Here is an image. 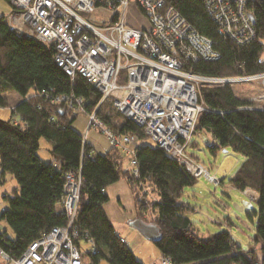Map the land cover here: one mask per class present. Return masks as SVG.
<instances>
[{
	"label": "trees",
	"instance_id": "trees-1",
	"mask_svg": "<svg viewBox=\"0 0 264 264\" xmlns=\"http://www.w3.org/2000/svg\"><path fill=\"white\" fill-rule=\"evenodd\" d=\"M12 7L10 0H3ZM174 7L193 29L212 42L216 61L186 62L183 71L211 78H241L263 75L264 0L245 4L254 18L250 42L237 44L221 34L202 0H163ZM14 11L12 7L11 13ZM53 46L17 34L7 17L0 16V108H9V118L0 119V183L10 174L17 183L11 193L2 194L8 208L0 219L15 236L0 233V249L17 259L32 241L53 227L66 226L60 216L64 176L74 171L82 178L79 202L70 228L73 244L80 238L94 243V255L80 248L83 264H144L114 230L103 206L109 202L107 187L124 181L130 189L135 216L152 224L159 239L152 242L167 264H264V111L249 109L252 103L237 98L232 85H198L196 95L204 111L196 117L194 130L205 131L215 143L211 153L229 148L243 163L228 180L241 193H258L257 210L248 218L257 253L245 255L228 230L200 235L191 222V206L181 202L184 190L195 178L158 146L143 144L149 139L135 123L117 111L112 103H100V94L80 74L69 77L56 66ZM19 97L13 106L5 94ZM57 95L81 98L87 113L96 110L100 122L117 136L128 135L136 143V176L130 160L115 148L98 155L73 127L78 115L63 103H52ZM49 144V161L39 157V142ZM194 145V144H193ZM207 146V144H206ZM244 194V193H243ZM151 213L148 218L147 214ZM75 234V235H74ZM250 244V245H251Z\"/></svg>",
	"mask_w": 264,
	"mask_h": 264
},
{
	"label": "built area",
	"instance_id": "built-area-1",
	"mask_svg": "<svg viewBox=\"0 0 264 264\" xmlns=\"http://www.w3.org/2000/svg\"><path fill=\"white\" fill-rule=\"evenodd\" d=\"M250 0H202L221 34L244 44L254 37L245 12ZM14 11L9 26L17 34L35 39L56 50L53 60L66 76L80 74L101 98L142 129L149 140L182 164L195 178L213 183L202 164H195L187 149L196 117L204 111L196 95L198 85L263 83V94L253 98V107L264 111V73L252 77L211 78L183 71L184 63L216 61L212 42L196 32L174 7L163 0H10ZM123 73L124 82L118 84ZM76 115H86L88 129L105 134L109 146L130 160L136 176V143L128 135L117 136L96 116L86 112L81 98L57 95ZM85 141V138L83 139ZM60 216L67 225L53 227L28 245L17 259L0 249L4 264H83L80 246L94 255V243L80 238L73 244L70 228L79 202L82 178L71 171L64 176ZM213 221L212 219H210ZM75 235V234H74ZM122 242H125L121 239ZM85 251V250H84Z\"/></svg>",
	"mask_w": 264,
	"mask_h": 264
},
{
	"label": "rangeland",
	"instance_id": "rangeland-1",
	"mask_svg": "<svg viewBox=\"0 0 264 264\" xmlns=\"http://www.w3.org/2000/svg\"><path fill=\"white\" fill-rule=\"evenodd\" d=\"M2 8L5 10L10 9L6 2L0 0V9ZM261 60H264V46ZM124 80V75L121 73L118 76V84H121ZM231 85L233 93L237 98L248 100L252 105L254 102L249 99L253 97L258 98L263 94V83L260 80L241 83L236 82L231 83ZM257 86H260V89ZM5 97L6 103L11 106L19 100L16 94H5ZM8 118L9 108H0V119L7 120ZM73 127L83 135V138L87 140L89 145L94 146L98 155H103L109 149L105 134H101L98 129L93 127L90 130L88 129L86 115H78L73 122ZM190 141L189 148L187 149L190 159L195 164L204 165L206 171L210 173V177H212V179L214 178V182L211 183L203 177H194L196 180L195 185L191 186V188H186L181 199V202L192 207V209L189 210L190 213L186 216L189 217L201 236L228 230L234 242L244 251L243 253L245 255H249V251L256 254L258 248L255 246L253 247L251 244L253 225H251L247 214L256 212L257 203L237 189H234L228 183L229 178L234 175V171L244 160L240 155L232 152L229 148L219 149L215 153H211L207 147H210L211 144L215 142L212 140L211 135L205 131L196 133L194 130ZM142 143L156 146L147 138ZM39 147V157L44 161H49V159H51L49 144L41 139ZM124 183V181L121 182V185H124ZM16 187V181L10 174H7L4 183L0 184V209L8 208V203L3 201L1 197L2 194L11 193L10 191ZM108 190L109 189L106 191L107 194ZM119 198L122 199L121 205L117 202ZM108 199V203L111 204L115 210L113 213L110 212L109 220L113 223L116 231L120 230L128 234V246L137 260L144 264H167L161 259L159 251H157L153 243L147 241L140 233L131 227V219L135 216L136 209H134L133 199L131 198L128 186L124 189V193H119V197H117V193L112 194V196L109 194ZM246 201L251 204V209L247 210V212L244 210L237 211L235 209L234 206L236 204L240 206L242 202ZM151 216L149 212L147 217L150 218ZM1 232H5L6 236L10 239L15 238L10 226L6 225V223L0 219V233ZM0 264H4L1 258Z\"/></svg>",
	"mask_w": 264,
	"mask_h": 264
},
{
	"label": "water",
	"instance_id": "water-1",
	"mask_svg": "<svg viewBox=\"0 0 264 264\" xmlns=\"http://www.w3.org/2000/svg\"><path fill=\"white\" fill-rule=\"evenodd\" d=\"M248 19H250L251 23L253 24L254 18L250 14L248 15ZM243 193L255 203L257 202L258 193L251 191L250 189H246V191H244ZM241 204V206H238L237 204L234 206L237 211L244 210L247 212V210L251 209V204H249L247 201L242 202ZM131 227L138 233H140L149 242H155L159 239V232L152 224H145L140 219H138L131 222Z\"/></svg>",
	"mask_w": 264,
	"mask_h": 264
},
{
	"label": "crops",
	"instance_id": "crops-1",
	"mask_svg": "<svg viewBox=\"0 0 264 264\" xmlns=\"http://www.w3.org/2000/svg\"><path fill=\"white\" fill-rule=\"evenodd\" d=\"M8 7H10V6H8ZM11 11H12V7H10V9L9 10H5V9H0V16H4V17H9L10 16V14H11ZM259 89H260V86H257ZM263 92V91H262ZM11 95H13L12 93H10ZM18 97V96H17ZM254 98V97H253ZM253 98H251V99H249V100H253ZM91 146H93V145H91ZM93 148H94V146H93ZM94 151L96 152V150H95V148H94ZM4 180H5V178H4ZM4 182V181H3ZM121 182H123V181H118V182H115V184H113V185H111V186H109V187H107V189H109L108 190V196H109V194L112 196V194H115V193H117V197H119V193L121 192V193H124V189L126 188V186H127V184L126 183H124V185H121ZM1 184V183H0ZM129 188V187H128ZM120 205H121V202H122V199L121 198H119V200L117 201ZM103 209L106 211V214H107V216H108V218H109V214H110V212H114L115 210H114V208H113V206L111 205V204H109V203H106L104 206H103ZM113 224V223H112ZM113 227H114V225H113ZM114 230H115V227H114ZM116 231V230H115ZM119 235H120V237L121 238H123L124 240H125V242H127V236H128V234L126 233V232H124V231H120V230H118V231H116ZM127 244H128V242H127Z\"/></svg>",
	"mask_w": 264,
	"mask_h": 264
},
{
	"label": "flooded vegetation",
	"instance_id": "flooded-vegetation-1",
	"mask_svg": "<svg viewBox=\"0 0 264 264\" xmlns=\"http://www.w3.org/2000/svg\"><path fill=\"white\" fill-rule=\"evenodd\" d=\"M241 205H242V204H241ZM241 205H240V206H241Z\"/></svg>",
	"mask_w": 264,
	"mask_h": 264
}]
</instances>
